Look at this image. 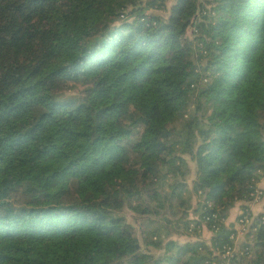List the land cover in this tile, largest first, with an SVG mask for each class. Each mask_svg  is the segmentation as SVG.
Returning a JSON list of instances; mask_svg holds the SVG:
<instances>
[{"label":"trees","instance_id":"16d2710c","mask_svg":"<svg viewBox=\"0 0 264 264\" xmlns=\"http://www.w3.org/2000/svg\"><path fill=\"white\" fill-rule=\"evenodd\" d=\"M262 175L264 0H0V264H220Z\"/></svg>","mask_w":264,"mask_h":264},{"label":"rangeland","instance_id":"374dc122","mask_svg":"<svg viewBox=\"0 0 264 264\" xmlns=\"http://www.w3.org/2000/svg\"><path fill=\"white\" fill-rule=\"evenodd\" d=\"M73 85H74V87H72V89H70L69 91H66L67 93H70V92H73L74 93L76 90H78L80 88V84H78V83H76V84L73 83ZM146 134L147 133L143 130L142 127H138L137 129H135V130L132 131L131 136L132 137H138V136L146 135ZM259 179H261V183L258 182L259 180L257 181L258 184L260 183L259 186H263L264 187V175H262V177L260 176ZM195 200H196V196L193 195L192 196V203L193 204H192L191 207H194L195 206ZM135 202H136V200H135ZM243 203L246 204L247 206H249L252 212H254V209H253L254 206H259L258 210L256 209L255 211L262 212L263 209H264V194H263L262 197H260L258 199H249V200H245V201L244 200L243 201H236L234 203V205L232 207H230L228 209V211H227V216L225 218V222L226 223H229L231 221H234L235 218L237 219L240 211L242 210L240 204H243ZM189 210H190L189 211L190 213H188L189 216L190 217H193L194 214L191 212V209H189ZM120 213L124 214V216L126 217V220L133 225V227H134L137 235H140L143 226L147 223V221L144 218L145 216H140V215L132 212L128 208L127 203L125 204V206L123 207V209L120 211ZM211 233H212L211 230L207 226L202 225V227H201V229L199 230L198 233H194L193 232V233H190L189 235L173 233V234L167 236L166 238L173 237L176 240H178L180 243L181 242L183 243L186 240L189 241V240H194V239H201V240H204V242L206 244L210 245V236H211ZM244 237L245 236H240L237 239V243L239 245H241V243L244 240H250L252 242V240H251L252 237H250V236L249 237H246L247 239H245ZM146 238H148V240ZM146 240L147 241H151V239L149 237L145 236V239L141 241L142 244H143L142 247H144V244H145L144 242ZM160 241H161V239H159L158 237L152 239V242H153V244L155 246H157L158 244H160ZM162 242H164V241L162 240ZM155 246H153L151 244V247L150 248L152 250H156V251L160 250L159 247H155ZM256 248H257L258 251H262V249H260L259 247H256ZM161 249H163V247ZM254 251H255V249L254 250L253 249H250L248 253H246V254L243 255V257L241 258V261L243 263L250 262L251 259L254 256V253H255ZM262 252H263L262 254H264V251H262ZM213 264H218V263L214 262Z\"/></svg>","mask_w":264,"mask_h":264},{"label":"built area","instance_id":"2783aa9c","mask_svg":"<svg viewBox=\"0 0 264 264\" xmlns=\"http://www.w3.org/2000/svg\"><path fill=\"white\" fill-rule=\"evenodd\" d=\"M264 194V187L259 186L258 182H255L253 189L250 191V199H258ZM264 212V211H263ZM264 218V216L262 217ZM253 215L249 206H245L240 211L235 224H233V231L230 233V243H227L223 246V250L220 252L221 262L220 264H231V256L234 253L244 254L248 253L247 246H240L237 243V239L240 236H245L251 229L255 230V227L252 226Z\"/></svg>","mask_w":264,"mask_h":264},{"label":"crops","instance_id":"0c3cea01","mask_svg":"<svg viewBox=\"0 0 264 264\" xmlns=\"http://www.w3.org/2000/svg\"><path fill=\"white\" fill-rule=\"evenodd\" d=\"M258 182H260L261 183V179H259V181ZM259 183V184H260ZM258 208H259V206H254L253 207V209H254V212H257V211H255L256 209L258 210ZM233 224H235V222H236V218L234 219V221H231Z\"/></svg>","mask_w":264,"mask_h":264}]
</instances>
